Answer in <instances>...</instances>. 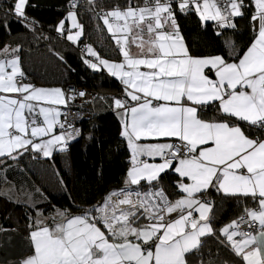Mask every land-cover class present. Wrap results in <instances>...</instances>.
I'll return each mask as SVG.
<instances>
[{
	"label": "snow or ice",
	"instance_id": "snow-or-ice-1",
	"mask_svg": "<svg viewBox=\"0 0 264 264\" xmlns=\"http://www.w3.org/2000/svg\"><path fill=\"white\" fill-rule=\"evenodd\" d=\"M27 6L28 0L0 5V27L10 30L12 16L32 28ZM81 7L102 21L119 56L106 58L86 44L81 59L122 85L110 99L130 167L123 187L75 213L54 207L45 216L32 193L13 199L15 186L0 191L35 212L28 216V252L14 264H217L210 250L205 256L208 238L231 254L232 264H264V0H127L109 8L71 0L55 31L74 45L84 36ZM246 11L252 36L240 53L226 39L227 54L194 55L178 23V13H194L202 25L213 22L220 37ZM19 52V46L0 47L4 172L26 154L51 158L67 151L81 130L62 109L87 96L34 85ZM169 172L176 176L175 198L162 184ZM212 190L244 205L218 228Z\"/></svg>",
	"mask_w": 264,
	"mask_h": 264
},
{
	"label": "trees",
	"instance_id": "trees-1",
	"mask_svg": "<svg viewBox=\"0 0 264 264\" xmlns=\"http://www.w3.org/2000/svg\"><path fill=\"white\" fill-rule=\"evenodd\" d=\"M70 2L71 0H28L26 13L35 23L32 28L23 27L12 16L8 17L10 30L0 27V47L4 44L19 46V55L23 51L44 50L54 53L63 58L62 66L66 70L64 78L60 81L63 90L66 87H84L93 93L92 105L86 108L91 111V118L79 123L81 134L69 142L68 149L64 152L66 167L62 164L59 154L62 152H54L51 158H41L55 167L61 185L59 192L50 193L38 182L36 172L28 164L29 161L37 159L38 155L26 154L18 163L9 161L8 164L11 166L6 172L0 171V191L7 192L15 186L12 192L13 199L17 196L26 199V195H21V192L32 193L39 201L37 206L44 210L45 216H48L54 207L68 208L75 213L94 204L109 191L123 187L128 166L127 145L120 136L121 123L111 107L110 99L121 95L122 85L106 72L88 69L77 49L84 43L92 45L106 58L118 60L119 56L114 52L115 45L104 29L102 21L93 19L92 13L87 12L84 7H81L78 16L84 25V36L79 45L72 44L55 31L56 24L69 10ZM78 2L85 4V0ZM245 2L250 3V0ZM8 3L9 0H0L3 8H6ZM99 3L109 8L117 4L125 6L127 0H99ZM250 15L251 12L246 11L244 17L235 18L236 29L224 30V35L220 37L215 34L213 22L209 21L202 25L194 13L188 15L178 13V23L185 42L194 55L219 54L222 50L227 54V50L224 49L226 39L233 41L235 51L240 53L251 40ZM28 76L29 81L33 83L32 75ZM174 180V174L171 172L162 176V184L171 198L175 192L172 187ZM209 198L215 201L217 228L235 218L244 206L235 198H222L215 190L211 191ZM29 213L35 215V212L24 205L11 202L7 196H0V229H3L0 235L4 233L14 236L13 239L10 238V243L4 240V236L1 237L3 241L0 240V255L6 254L5 250H9V254L7 258L0 256V264H14L28 252L26 238ZM218 247L215 238H208L204 245L205 256H208L210 250L217 264H222L223 261L232 264L231 254L222 248L218 251ZM193 264L197 262L194 260Z\"/></svg>",
	"mask_w": 264,
	"mask_h": 264
},
{
	"label": "crops",
	"instance_id": "crops-1",
	"mask_svg": "<svg viewBox=\"0 0 264 264\" xmlns=\"http://www.w3.org/2000/svg\"><path fill=\"white\" fill-rule=\"evenodd\" d=\"M132 51L135 52L136 49L133 48ZM20 57L22 58L21 62H22L23 70L26 72L27 76L29 74L30 76L32 75V78H31L32 80L31 79L30 80L35 85H37V83H40L42 85L45 84L47 86L57 85L62 88L60 81L64 78L66 74V70L62 66L61 58L58 55L48 52V51L41 50V51H23L20 53ZM126 145H127V142H126ZM128 153H129L128 166H127L125 175L127 173L128 168L130 167L129 149H128ZM59 154L61 157L62 164L66 167L65 153L62 152ZM41 158H46V157H43L42 154H39L37 156V159L29 161L28 164L36 172V175L38 176V182L40 183V185L45 187L50 193H53V194L57 193L60 191L61 185H60V181L57 176L55 167L50 162L48 163L42 160ZM145 159L147 158L145 157ZM174 179H176L175 175H174ZM173 198L175 197L173 196ZM2 234L3 235H0V238L4 236V240H8L9 243H10V238L13 239L12 237H14L12 236L13 234L10 236H8L7 234L4 235V233ZM0 240L3 241V238H1ZM4 252H7V253L1 254L0 255L1 257L3 256L6 257L9 254V250H5Z\"/></svg>",
	"mask_w": 264,
	"mask_h": 264
},
{
	"label": "built area",
	"instance_id": "built-area-1",
	"mask_svg": "<svg viewBox=\"0 0 264 264\" xmlns=\"http://www.w3.org/2000/svg\"><path fill=\"white\" fill-rule=\"evenodd\" d=\"M69 5H70V3H69ZM30 21L33 23V25H35L34 21H32L31 19H30ZM57 36H58V34H57ZM83 47H84V43H82L78 47V49H77L78 53L83 54ZM73 89L76 90L77 92L80 90H83L87 93V96L85 98L77 97L74 101H72L70 103V105L68 106L67 109H62V111H64L65 116L67 117L68 121L71 122L75 128H77V126H79V123L82 120H86L88 117H90L92 115L91 111L87 110L86 108H87V106L92 105L93 93L84 87H76V88L66 87L65 92L68 93ZM89 102H91V103H89ZM63 118L64 117H62V119Z\"/></svg>",
	"mask_w": 264,
	"mask_h": 264
},
{
	"label": "rangeland",
	"instance_id": "rangeland-1",
	"mask_svg": "<svg viewBox=\"0 0 264 264\" xmlns=\"http://www.w3.org/2000/svg\"><path fill=\"white\" fill-rule=\"evenodd\" d=\"M68 12V11H67ZM66 16H67V13L65 14V16H64V18L63 19H66ZM62 20V19H61ZM60 20V21H61ZM59 21V22H60ZM59 22L56 24V26L59 24ZM66 27H71V22L69 21V22H67V24H66ZM239 35V34H238ZM236 40H237V38H236ZM241 40V39H240ZM35 85V84H34ZM36 86H38V87H46V88H55V87H59V88H61L60 86H57V85H42V84H40V83H37V85ZM89 103H91V102H89ZM91 118V116L90 117H88L86 120H88V119H90ZM77 128L79 129V126H77Z\"/></svg>",
	"mask_w": 264,
	"mask_h": 264
}]
</instances>
